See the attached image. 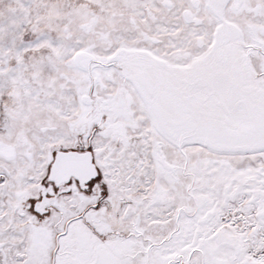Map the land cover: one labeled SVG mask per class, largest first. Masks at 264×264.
<instances>
[{"label": "snow or ice", "instance_id": "snow-or-ice-1", "mask_svg": "<svg viewBox=\"0 0 264 264\" xmlns=\"http://www.w3.org/2000/svg\"><path fill=\"white\" fill-rule=\"evenodd\" d=\"M0 264H264V0H0Z\"/></svg>", "mask_w": 264, "mask_h": 264}]
</instances>
